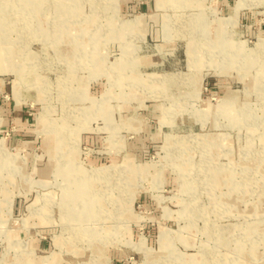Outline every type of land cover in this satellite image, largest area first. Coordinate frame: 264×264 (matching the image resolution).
<instances>
[{
	"label": "rangeland",
	"instance_id": "rangeland-1",
	"mask_svg": "<svg viewBox=\"0 0 264 264\" xmlns=\"http://www.w3.org/2000/svg\"><path fill=\"white\" fill-rule=\"evenodd\" d=\"M23 2L0 264H264V0Z\"/></svg>",
	"mask_w": 264,
	"mask_h": 264
},
{
	"label": "bare ground",
	"instance_id": "bare-ground-1",
	"mask_svg": "<svg viewBox=\"0 0 264 264\" xmlns=\"http://www.w3.org/2000/svg\"><path fill=\"white\" fill-rule=\"evenodd\" d=\"M18 1V0H17ZM23 2V7H28L30 9V11H34L36 8H40L43 6V4L45 3L44 0H22ZM86 1V0H85ZM44 2V3H43ZM59 2V1H58ZM75 2V1H74ZM57 3V2H56ZM67 3H58L57 5H54L55 7V14L51 17L49 22L55 21V20H63V19H68L70 18V16L68 15V9L66 5ZM103 6V5H102ZM76 8V7H75ZM238 8V6H237ZM4 8H1L0 10H3ZM20 14V13H19ZM25 15V14H24ZM36 20V19H35ZM3 19H2V15H0V25H3ZM37 23V22H36ZM38 25V24H37ZM62 25V24H61ZM30 27V26H29ZM57 28V27H55ZM60 28V27H59ZM35 29V28H34ZM42 29V28H41ZM40 29V30H41ZM43 30V29H42ZM116 32V31H115ZM38 33V32H37ZM41 33V32H40ZM47 34V33H45ZM45 36V35H44ZM261 47L264 44V40L261 42ZM56 46V45H54ZM17 48H19V46H15V43H13L12 39L9 38V35L7 36H0V69L2 70H6V71H15L17 73L18 76L21 77V72L14 68L13 65H10L7 62V59L9 58V55L11 51L13 52L14 50H17ZM62 48V47H60ZM28 50V49H27ZM25 50V52L27 51ZM54 50V49H53ZM31 52V51H30ZM63 52V51H62ZM61 52V53H62ZM65 53V52H64ZM26 55V53H25ZM85 55V54H84ZM86 57V56H85ZM70 59V58H69ZM32 63V62H31ZM23 78V77H22ZM61 79V78H60ZM22 81V80H21ZM24 83V82H23ZM27 85V84H26ZM28 85H31L30 83ZM37 89V88H36ZM233 175V174H232ZM214 176V175H213ZM230 177V176H229ZM230 179V178H229ZM235 182V181H234ZM233 182V183H234ZM102 212V211H101ZM105 212V211H104ZM101 214V213H100Z\"/></svg>",
	"mask_w": 264,
	"mask_h": 264
}]
</instances>
